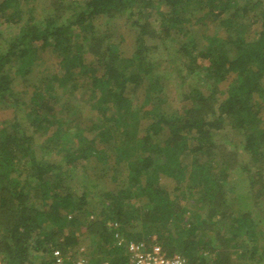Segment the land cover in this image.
<instances>
[{
    "label": "trees",
    "instance_id": "16d2710c",
    "mask_svg": "<svg viewBox=\"0 0 264 264\" xmlns=\"http://www.w3.org/2000/svg\"><path fill=\"white\" fill-rule=\"evenodd\" d=\"M24 4L0 2V24L20 23ZM62 9L42 22L31 15L0 50V101L19 104L13 83L30 74L39 50L51 47L62 68L32 96V133L19 130L17 114L14 130L0 128L2 262L33 264L40 254V264H56L60 250L64 264H74L86 237L89 264H131L132 241H159L187 264H264V2L71 0L66 20ZM115 14H127L136 35L126 40L119 25L96 28ZM158 49L167 50L165 58L155 56ZM86 75L83 86L101 120L73 129L75 110L59 103L60 95L73 97ZM193 76L177 109L168 84ZM222 84L227 94L218 101ZM226 127L228 147L220 150L215 138ZM47 132L42 154L66 144L64 163L37 157L35 133ZM178 153L197 155L188 179L177 168ZM111 155L127 161L125 179L93 204L87 191L77 197L66 184L70 172L107 164ZM237 165L246 174L244 204L230 182ZM216 240L227 244L225 252H217Z\"/></svg>",
    "mask_w": 264,
    "mask_h": 264
},
{
    "label": "rangeland",
    "instance_id": "374dc122",
    "mask_svg": "<svg viewBox=\"0 0 264 264\" xmlns=\"http://www.w3.org/2000/svg\"><path fill=\"white\" fill-rule=\"evenodd\" d=\"M3 0H0L2 2ZM25 1V8L23 10V19L20 23H15V21H3L0 24V50L2 51L5 49L8 45V39L11 37L17 35L20 31V27L28 22V19L31 15H33L34 20H32V23L36 22H42L43 19L47 17V15H56L58 12H56V9H59L60 5H63V9L61 10V13H63V19H67V14H69L72 11H66V4L68 1L71 0H22ZM36 1V2H35ZM83 2L84 0H80V2ZM242 2V0H239ZM264 2V0H262ZM58 6V7H57ZM157 13V11H156ZM154 14L155 17H158V14ZM120 26L121 27V33L123 37L128 40L134 35H136L135 27H133L128 21V15H120L115 14L110 17H101L96 21V28L97 29H105L107 27H113V26ZM210 27V25H209ZM208 26H201L200 31H208ZM215 26L210 27V32L214 30ZM117 31V29H116ZM160 42L159 40H149V44L152 45H158ZM88 48V46H87ZM167 55V50L165 49H158L157 54L155 56H160L165 58ZM36 58L34 61V64L31 66V72L27 76H18L17 79H15L13 83V88L15 89V92L18 95L19 98V104H12L9 100L6 101H0V128L3 126H6L10 131L14 130L15 127L12 126V123L14 121V117L16 114L18 115L17 119L19 121L20 128L19 130L27 131L28 134L32 133L33 131L30 130L29 124V113L31 106V103L33 104L32 96L34 95L37 90H39V86H41V81H43L44 77L46 75H50L54 72H62V68L59 64V59L53 52V49L51 47H48L43 50H39L37 54H35ZM86 57L89 61L93 59V56L90 52H86ZM10 68V66L7 67V69ZM80 85L78 86V89L76 90L73 97H68V95H60L61 99L59 103H63L66 101H70L72 104V109L75 110V112L70 113L71 119H73V122L70 124L73 129H76V125L79 124L80 127L83 129L89 128L93 123L92 122H99L101 119L100 117L92 112L91 110V101L89 99L90 91L83 86L84 83L88 81V77L82 76L80 78ZM197 81V78L195 76L189 78L186 82H182L180 79H176V81L168 84V93L173 99L174 107L177 109H181L183 105V101L181 100L182 93H184L186 90L189 89V85H193L194 82ZM226 91H227V85L222 84L220 86V92L216 95L218 101H221L226 97ZM70 106V105H69ZM71 108V107H70ZM77 113V114H76ZM78 123V124H77ZM33 130V129H32ZM52 132V131H51ZM51 132H47L40 136L39 134L35 133V151L37 154V157L39 159H44L45 161H56L58 163H64V153H61L64 145H60L59 147H56V149H50L48 152L43 155L42 154V148L44 145L45 139L51 134ZM219 135L215 138V143L221 147L220 150L224 149L225 147H228V144L226 142L227 136L231 135V131L228 127L225 129L218 131ZM229 150H232L228 148ZM242 153V152H240ZM195 154H176L178 167L180 171H182L185 175V178H190L192 174V168L191 163L193 159H195ZM166 158V156H164ZM241 158V157H240ZM20 167L23 169L24 174L26 173L28 169V164L21 163ZM127 174V161L125 159H118L116 155H111L110 159H108L107 164L103 163H96L94 167L90 168H78L76 170H73L70 172L69 178L66 179V184L70 188V190L77 196L83 195L84 192L89 193V199L91 204L95 203V196L97 194H101L100 192H103V189L109 188L113 189L115 188L121 179H125L124 177ZM245 173L242 171L241 167L237 165L233 168L232 174L230 176V182L232 185L235 186L236 192L238 193L237 196H239V199L241 202L240 204H244L246 201H249L247 198L245 200V196L247 192L246 184H245ZM117 178V180L114 179ZM99 201H101V197L98 195L97 198ZM97 201V200H96ZM93 205H91L92 208ZM260 206L262 209V212L264 213V197L260 202ZM91 218V217H90ZM117 237V235H116ZM151 241V240H150ZM217 245V252L226 251L227 244L224 242L222 243V246L220 243H218V240H216ZM123 242L122 239L115 240L113 242L114 245L121 244ZM220 242V241H219ZM157 245L161 246V242L155 241ZM154 243V244H155ZM81 246V248H86L88 250V243L86 237H81V241L78 244ZM224 247V248H223ZM74 251H70L67 253L66 257L69 259V257L72 256ZM78 255V254H77ZM76 255V256H77ZM75 256V257H76ZM1 258V256H0ZM35 260L33 264H40L41 259L43 260V256L40 257V254L34 256ZM1 263L4 264L1 260Z\"/></svg>",
    "mask_w": 264,
    "mask_h": 264
},
{
    "label": "built area",
    "instance_id": "2783aa9c",
    "mask_svg": "<svg viewBox=\"0 0 264 264\" xmlns=\"http://www.w3.org/2000/svg\"><path fill=\"white\" fill-rule=\"evenodd\" d=\"M129 261L131 264H187V260L180 254L168 256L161 246L147 245L144 242H130L127 245ZM84 248L80 249V254L74 260V264H89L88 259L83 254ZM56 264H64V256L60 250L54 251ZM0 264L1 258H0Z\"/></svg>",
    "mask_w": 264,
    "mask_h": 264
}]
</instances>
